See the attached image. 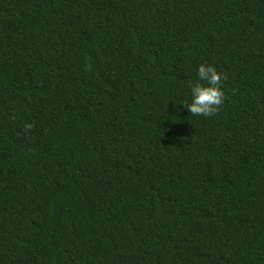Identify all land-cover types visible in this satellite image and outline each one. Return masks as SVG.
<instances>
[{
	"label": "trees",
	"instance_id": "16d2710c",
	"mask_svg": "<svg viewBox=\"0 0 264 264\" xmlns=\"http://www.w3.org/2000/svg\"><path fill=\"white\" fill-rule=\"evenodd\" d=\"M0 264H264V0H0Z\"/></svg>",
	"mask_w": 264,
	"mask_h": 264
},
{
	"label": "clouds",
	"instance_id": "9594fccd",
	"mask_svg": "<svg viewBox=\"0 0 264 264\" xmlns=\"http://www.w3.org/2000/svg\"><path fill=\"white\" fill-rule=\"evenodd\" d=\"M197 78L189 83L190 102H182L194 116H210L223 103L222 73L212 64L201 63L196 69Z\"/></svg>",
	"mask_w": 264,
	"mask_h": 264
}]
</instances>
